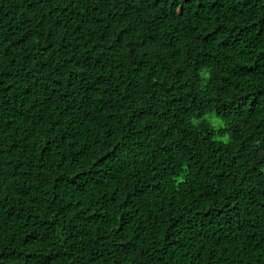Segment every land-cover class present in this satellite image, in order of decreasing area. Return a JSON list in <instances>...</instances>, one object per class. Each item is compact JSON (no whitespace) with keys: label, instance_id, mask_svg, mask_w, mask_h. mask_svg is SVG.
Segmentation results:
<instances>
[{"label":"trees","instance_id":"1","mask_svg":"<svg viewBox=\"0 0 264 264\" xmlns=\"http://www.w3.org/2000/svg\"><path fill=\"white\" fill-rule=\"evenodd\" d=\"M0 264H264V0H0Z\"/></svg>","mask_w":264,"mask_h":264},{"label":"rangeland","instance_id":"2","mask_svg":"<svg viewBox=\"0 0 264 264\" xmlns=\"http://www.w3.org/2000/svg\"><path fill=\"white\" fill-rule=\"evenodd\" d=\"M209 117V119L211 118V116H208ZM212 120L217 124V125H220V123L215 119V118H212ZM221 140H224L225 142L226 141H228V136H226V137H223V138H220Z\"/></svg>","mask_w":264,"mask_h":264}]
</instances>
